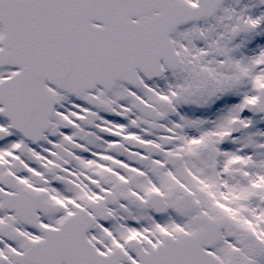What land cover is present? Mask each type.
I'll use <instances>...</instances> for the list:
<instances>
[{
  "label": "snow or ice",
  "instance_id": "6c2138e0",
  "mask_svg": "<svg viewBox=\"0 0 264 264\" xmlns=\"http://www.w3.org/2000/svg\"><path fill=\"white\" fill-rule=\"evenodd\" d=\"M0 264H264V0H0Z\"/></svg>",
  "mask_w": 264,
  "mask_h": 264
}]
</instances>
